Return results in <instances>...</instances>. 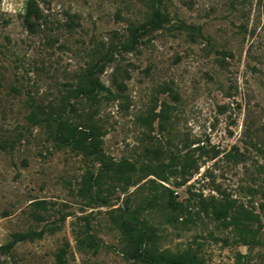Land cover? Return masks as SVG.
Listing matches in <instances>:
<instances>
[{
	"label": "rangeland",
	"instance_id": "rangeland-1",
	"mask_svg": "<svg viewBox=\"0 0 264 264\" xmlns=\"http://www.w3.org/2000/svg\"><path fill=\"white\" fill-rule=\"evenodd\" d=\"M151 10L0 0V247L25 235L0 264H264V0H164L140 28ZM94 64L108 90L78 92Z\"/></svg>",
	"mask_w": 264,
	"mask_h": 264
},
{
	"label": "trees",
	"instance_id": "trees-1",
	"mask_svg": "<svg viewBox=\"0 0 264 264\" xmlns=\"http://www.w3.org/2000/svg\"><path fill=\"white\" fill-rule=\"evenodd\" d=\"M151 2L152 10L150 16L141 23L140 28L152 27L156 21L163 20V14L160 11V6H163L164 0H149ZM94 65H89L87 67L86 77L77 86L78 92L83 94L91 95L93 92L98 93L102 89L108 90L97 78H92L95 72H101L100 66L94 68ZM96 70V71H95ZM47 121L48 126L54 129V140L58 146L67 145L72 150L85 154L97 153L99 152L100 145V133L93 126L84 127L76 124H72L68 121L62 119H53V124L49 118H43ZM164 180V179H163ZM237 229L238 238L242 243L247 244L249 241L254 239V233L247 229L245 225H235ZM250 233V237L248 235ZM25 237L23 234H16L13 238L1 246V249L8 250L17 241L22 240ZM62 258L61 254H57V259L60 262ZM149 262L151 264H203L201 259L197 254L190 250L185 249L181 253H171L164 260H158L155 256L151 255L149 257Z\"/></svg>",
	"mask_w": 264,
	"mask_h": 264
}]
</instances>
